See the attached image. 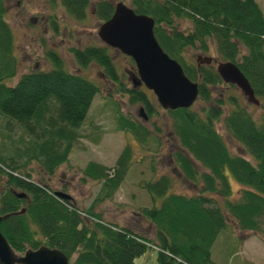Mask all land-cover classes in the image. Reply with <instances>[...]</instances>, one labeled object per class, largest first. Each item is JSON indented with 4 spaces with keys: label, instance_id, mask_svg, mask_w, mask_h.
Masks as SVG:
<instances>
[{
    "label": "trees",
    "instance_id": "trees-1",
    "mask_svg": "<svg viewBox=\"0 0 264 264\" xmlns=\"http://www.w3.org/2000/svg\"><path fill=\"white\" fill-rule=\"evenodd\" d=\"M119 1L94 3L99 23L110 18ZM5 2L0 0V139L10 143L0 147V214L24 211L5 218L0 229L17 254L44 245L60 250L70 264H136L148 248L155 247L156 264H218L212 246L222 230L238 235L239 248L248 233L264 241V13L257 0H130L135 12L154 19V34L163 50L199 86L195 102L199 108L194 103L165 110L176 140L169 145L170 161L182 182L195 192L171 191L173 179L166 173L138 182L151 202L140 211L154 228L153 239L126 225L104 221L92 205L79 209L73 198H58L43 177L54 175L68 162L100 86L82 73L66 70L50 49L52 68L24 72L14 82L19 68ZM48 2L52 8L60 4L76 22L87 17L90 5V0ZM48 20L58 32L56 14ZM178 21L187 22L186 31ZM212 43L220 59L235 63L248 79L263 109L260 121L237 95L212 98V87L225 84L215 67H198L187 59V49L207 52ZM69 51L80 70L98 66L117 92L126 93L131 103H142L149 117L158 115L145 89L124 82L108 46H71ZM117 121L139 144L151 145L153 134L146 126L121 113ZM218 122L238 147L256 158V164L229 148L216 128ZM154 125L158 134L161 127ZM14 126L21 129L17 138L9 132ZM133 153L126 145L112 172L96 161L83 168V179L102 182L98 201L111 198L124 181L135 161ZM153 162L151 154L155 170ZM230 179L238 184L235 197ZM14 192L26 195L18 197Z\"/></svg>",
    "mask_w": 264,
    "mask_h": 264
},
{
    "label": "rangeland",
    "instance_id": "rangeland-1",
    "mask_svg": "<svg viewBox=\"0 0 264 264\" xmlns=\"http://www.w3.org/2000/svg\"><path fill=\"white\" fill-rule=\"evenodd\" d=\"M96 1L90 0L87 17L83 21L76 22L67 16L60 4L52 8L48 0H6L5 18L13 30L15 54L19 68L13 80L16 82L24 72L52 68V62L48 57L50 49L63 60L66 70L82 73L100 86V92L93 98L86 120L78 129L80 135L68 162L60 165L54 175H43V177L51 188L55 190L65 189L72 196L79 209L92 205L94 212L100 214L104 221L126 225L153 239L154 228L149 220L141 216L140 211L142 207L150 206L151 202L148 194L138 186V182L142 179L156 178L161 173H166L173 179L171 191L193 193L195 190L188 188L174 171V165L170 161L168 153L169 145L176 143V140L172 137L166 112L160 107L154 94L145 86H140L148 93L158 111V115L153 118L147 114L148 120L145 121L139 115V110L143 104L140 102L131 103L126 93L117 92V86L104 77L98 66L91 64L81 71L74 62L69 51L71 46L83 47L88 44L103 43L97 36L100 23L94 16V3ZM121 1L128 6L131 5L130 0ZM257 2L264 13V0H257ZM53 13L57 16L58 32L53 30L48 20L49 15ZM178 27L186 31L187 22L178 21ZM109 51L116 67L123 76L124 82L128 86H132L131 77L136 72L134 62L115 48L110 47ZM185 54L189 61L195 63H197L198 56L200 58L210 56L216 62L221 61L213 43L207 52L187 49ZM214 63L213 61V66ZM211 93L212 98L237 95L240 97L241 103L247 106L251 115L260 121L263 109L259 105L248 103L237 87L230 88V86L222 84L215 88L212 87ZM194 106L199 108L200 103L197 102ZM228 107L231 106L228 105ZM120 113L127 119L138 121L151 130L153 134V137L149 138L151 145L139 144L129 131L119 128L117 118ZM154 124L161 127V131L157 132L158 134L155 133ZM216 128L232 151L244 154L252 163L256 164V158L238 147L224 131L220 122L216 124ZM9 132L12 138H17L21 129L14 126ZM9 143V140L2 141L0 139V147ZM126 145L131 146L134 150L135 161L131 164L124 181L113 196L98 201L97 197H99L102 182L83 179L82 170L89 161H96L106 165L109 168L108 171L112 172L118 156ZM151 154L154 158L155 170L151 168ZM230 180L233 197H235L238 184L234 180ZM2 189L3 179L0 178V192ZM239 234L241 236V233ZM240 243L238 235L230 230H222L212 246L213 260L218 264H264V241L258 235L248 233L239 248ZM156 256L157 251L148 248L142 256L136 259V263L156 264Z\"/></svg>",
    "mask_w": 264,
    "mask_h": 264
},
{
    "label": "water",
    "instance_id": "water-1",
    "mask_svg": "<svg viewBox=\"0 0 264 264\" xmlns=\"http://www.w3.org/2000/svg\"><path fill=\"white\" fill-rule=\"evenodd\" d=\"M97 36L106 46L119 50L133 60L136 74L131 77L132 86H145L151 90L164 110L188 108L197 100L198 83L190 80L181 64L163 50L155 37L152 17L137 13L119 1L114 5L110 18L99 25ZM213 61L215 70L224 83L237 87L248 103L260 105L251 84L235 63L216 62L210 56L203 58L198 56L196 64L198 67L212 65ZM139 115L145 121L148 120L143 107L140 108ZM14 193L18 197L26 195L23 192ZM55 195L65 199L71 197L61 191H55ZM23 211L24 208L18 212L0 214V224L10 215ZM0 264H69V259L60 250L44 245L37 249H28L22 255H18L0 229Z\"/></svg>",
    "mask_w": 264,
    "mask_h": 264
}]
</instances>
